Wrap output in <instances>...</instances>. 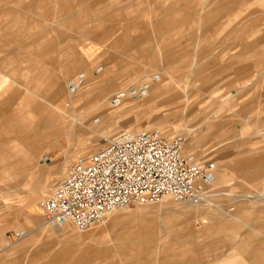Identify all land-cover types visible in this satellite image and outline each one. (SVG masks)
I'll list each match as a JSON object with an SVG mask.
<instances>
[{
	"label": "rangeland",
	"instance_id": "1",
	"mask_svg": "<svg viewBox=\"0 0 264 264\" xmlns=\"http://www.w3.org/2000/svg\"><path fill=\"white\" fill-rule=\"evenodd\" d=\"M21 1L23 7H28L29 0ZM173 4L179 6L170 13V20H176L175 23H157L163 17V8ZM221 6V0H65L48 3L49 19L40 20L45 29L41 31L33 25L21 39L34 44L32 50H36L39 42L48 44L44 56L48 75H56L66 84H79L75 92H70L71 97L78 99L82 95L79 90L84 81L99 86L107 79L116 81L121 87L134 83L137 88L140 79L147 74L157 76L162 89L153 98L136 100L129 97L124 108L120 105L112 111V118L100 121L96 118L91 132L77 136L69 146H54L52 152L60 158L70 159L69 166L78 158L96 152L103 137L159 129L164 137L180 136L183 151L208 160L210 154L207 152L214 145L208 144L207 117H212L211 107L215 111L221 102L231 97L220 84V75L216 72L219 61L224 58L216 55L218 51L224 54L225 50L234 47L233 44L246 48L251 42L258 51L264 47V5L260 0H248L246 6L229 3ZM4 10L17 12L13 18H7ZM19 12L22 7L18 0H0V24L20 19ZM212 13H217L216 17L206 22L204 17ZM38 20V17L32 18V22ZM51 21H57L59 25L53 26ZM233 36L240 41H231ZM258 37L262 40H257ZM83 46L95 49L89 57L92 63L89 64L85 57L81 59L84 65L91 66L90 70L83 78H78V71L64 79L65 70L61 65L78 58ZM12 50L18 52L12 66L16 71L13 74L7 65L2 66V71L18 80L0 83V102L15 90L19 91L15 96L17 100L18 96L19 99L32 97L33 94L24 89V81L19 75L34 73L33 69L41 64L38 60L26 63L19 58L23 53L16 50V46ZM208 56H211L212 84L209 75L206 82L203 76V60L207 62V72L209 70ZM5 57L0 54V60ZM258 60L264 63V56H258ZM263 67L264 64L260 70ZM94 71H107L106 79L101 82L103 77L95 76ZM258 77L244 91L254 93L255 106L258 108L260 104L264 111V70L259 71ZM235 102L236 99L231 100L225 109L215 113L216 116L233 117L238 108L236 104L232 105ZM248 116L253 115L247 112ZM248 123L251 125L246 129L247 136L240 135L235 126L230 125L232 131L216 141V145L221 146L217 151L233 145L257 149L258 145L264 144V121ZM224 124L229 125V122ZM14 137L7 135V148ZM250 154L263 153L253 151ZM48 156L51 157L43 155L42 159H48ZM214 160L215 179L207 189L211 203L176 201V207L172 205L168 209L159 206L160 201L133 204L111 212L85 231L71 225L67 232H54L42 214L45 224L36 228L31 214L24 210V197L37 187V178L40 177L39 184H44V178L48 181V169L39 172L36 164L33 171L22 168L17 174H0V197L10 198L8 207L0 201V221L8 219L12 230H18L16 226L24 223L20 229L25 232L22 238L10 242L6 256H0V264H60L59 260L52 262V258L68 240L78 247L77 255L72 259L77 264H264V256L238 254L245 244H256V250L264 251V161L242 170L235 159ZM45 192L43 197L47 198L51 191ZM171 210L192 212L174 224L171 219H164ZM17 211L21 213L16 214ZM136 219L138 222L148 220L150 227L155 226L153 231L137 240L134 248H115L121 242L133 243L122 237L129 231L125 226L137 222ZM95 227L101 230L97 235L92 234ZM25 243L22 249L20 246Z\"/></svg>",
	"mask_w": 264,
	"mask_h": 264
},
{
	"label": "crops",
	"instance_id": "2",
	"mask_svg": "<svg viewBox=\"0 0 264 264\" xmlns=\"http://www.w3.org/2000/svg\"><path fill=\"white\" fill-rule=\"evenodd\" d=\"M29 1L30 3L28 7H23V1L18 0V2H21L22 7V12H19L18 14V17L20 19L12 22L7 21L4 24H0V54L3 53L6 56L4 60H0V83H2L3 81H10L15 83V80H18V78L14 79L10 75L2 71V66L5 65H7L9 68L11 67V71L13 74L16 71V69L12 66L14 61L16 60L18 52H14L12 50L13 46H16V50H20V53H23V55L19 57L22 61L29 63L38 60V62H41V64L36 68L29 66V68H34V73L29 74L26 72L25 74L23 73L19 75L24 81L22 83L24 89L32 93V97L26 96L22 99H19L18 96L17 100L15 96L19 94V91L15 90L11 91L9 96L2 99V101L0 102V174H17L22 168L28 171H33L36 167V164L39 165V172L45 169L49 170L50 178H48V181H46L44 178V184H39L40 177L37 178V187L35 186V188L30 191V195L28 197H24L25 199L24 201H22V205L26 207V209L24 210L27 211V213L31 214L33 224L36 228H39L45 224V221H43L40 213V204L45 199L43 197V194L46 193L45 191H51L59 182V180L62 178L63 173L65 172L66 167L68 166L67 163L70 161V159L66 157L60 158V156L54 154L52 152V148L60 143L64 146H69V144L77 136L87 135L92 131L91 127L93 123L96 122V118H98L99 121L101 119L112 118V111L120 105H122L121 108H124L125 105L123 106V104L129 99V97L131 99L135 98L136 100L153 98L156 97V95L159 94L162 89L160 87V84L157 83V76H155L154 74H147L143 78H141L139 83L137 84V88L144 87L146 89L145 93L135 97L132 96V90L136 84L133 83V85L129 86H125L123 84L121 87L120 84H118L116 81H110L105 78L106 76L104 75L107 74V71H94L95 76L103 77L100 80L101 82L105 79L106 81L100 83L99 86H92L91 84H87V81H84L83 87L79 90L80 93L82 92V95H80L78 99L71 97L70 92H75V88L70 89V87H77L79 86V84H77V82L66 84L65 82L60 81V78L58 76L48 75L49 67L46 64L44 57L48 52L45 49L48 44L44 45L43 42H39L37 43L36 50H32L34 44L27 43L26 41H23L24 39H21V37L25 35L24 33L27 30L31 29L33 25H35L41 31L45 29L44 26H42L40 20L45 21L46 19H49V9L46 7L48 3H51L53 1L63 3L65 2V0ZM263 1L260 0V2H262V5H264ZM247 2L248 0H221V7H224L228 3L234 5L236 4L239 6H246ZM178 7V4H173L169 7L163 8L161 12L163 14V17L161 19H158L156 22L160 24H164V22L175 23L174 21L176 20H170V13L175 12L177 9H179ZM16 12L12 10H4L7 18L9 16L13 18ZM216 15L217 13L208 14L204 17V20L206 22L213 21ZM34 17L39 18L38 22H36L37 20L32 22V18ZM50 24L53 26L59 25L57 21H51ZM235 36H233L231 41L239 42L240 38H236ZM256 39L262 40L261 37H258ZM233 46V48L225 50L224 54H221L222 52L218 51V55H216L218 58H224V61H219V65L217 66L218 70L216 72L220 75V84L223 85V88L225 87L227 91H229L231 97H229L226 102H221L220 107L217 106L215 108V111L213 107H211L212 117H207L206 127L208 130V144L213 143L214 145L213 148H211L207 152V154H210L208 160H205V158L198 156L196 153H187L183 151V154L192 157L193 160H196L199 163L201 162L205 166H209L213 175L216 170V161L214 160V158L219 160L220 162H227L229 160L235 159V162L241 165L242 170H245V168L250 169V167L254 166L255 163H259L261 160L264 161V144L258 145L257 149H251L248 145H233L231 147L220 148L219 151H217V149L221 146L216 145V141H218V138L225 137L227 135V132L232 131L233 127L231 128L230 125L233 124L240 135L247 136L246 129L251 125L250 123L247 124L248 121H264V111H262L263 109H261V105L259 104L258 108L255 106L254 93H250L249 90H247L246 92L244 91L247 86H249L253 81L259 78V71L264 70V67L262 70H260V66L264 64L263 61L258 60V56H264V47L258 51L251 42L247 44L246 48H241V45L240 48H238V45L235 44H233ZM81 49L82 50L80 51L78 58L75 57L73 60H69L67 64L61 65L65 70L63 75L64 79H67L68 76L74 75L78 71H80L78 73V78H83V76L90 70L91 66L87 67L86 65H84L81 59L85 57L89 60V64L92 63V59H89V57H91L95 49H93L92 46H83ZM210 58L211 56H208V72L207 62L206 60H203V76L206 82L208 81L207 75H209L210 83L212 84L213 78H211L212 72L210 70ZM224 84L226 85L224 86ZM233 99H236V102L232 105H237V113L233 114V117H231L230 115H228V117L226 115L217 117L215 113L220 111L219 109H225L224 107L226 106V104L231 102V100ZM117 100H119V102H117ZM56 101L58 103H62L65 108H68H66L65 113L67 115V119L57 120L52 118L54 116L52 112L54 108H57L55 105L57 103ZM87 102L89 103L87 104ZM49 108L53 109L49 110ZM226 110L230 111V108L227 107ZM247 112H249L253 116L247 117ZM78 116L83 117V119H79ZM225 121L229 122V125H225ZM49 127L50 131H53L54 129H62L64 131H67L68 133H73H69L70 136H66L63 139L56 137L54 139L53 137L52 139L48 140L46 144L41 146L36 142V144L32 145L30 148L24 147L22 141L20 140L21 135H38L42 132H49ZM6 135L15 136L12 145H10L8 148L5 138ZM16 150L20 151V153ZM253 151L262 152L263 154H250ZM8 152H10L11 154H8ZM237 154L239 155L236 156ZM43 155H50L51 157L48 156V159L43 160ZM14 156L16 159L14 158ZM236 158L239 159V161H236ZM12 164L13 167L11 166ZM9 168H11V170ZM13 168L15 171L13 170ZM18 168L19 170H17ZM9 200L10 198L7 196L2 195L0 197L1 204L7 207L10 206L8 205L10 203ZM19 213L21 212H16V214ZM22 224L24 225V223ZM22 224L16 226L18 230H12L8 219L7 221H0V256H6L7 250L9 248L8 246H10V242L16 239L15 234L22 231L20 229V226H22ZM52 228L54 232H67L68 230H70V226L68 225L63 227L52 226ZM26 244L27 243L23 244L20 247H22L23 249V246ZM62 246L63 247L59 249L56 252V255L52 258V262H56L57 260H59L61 261L60 264H77L76 262H72V259L77 255L78 247L75 244H71L69 240Z\"/></svg>",
	"mask_w": 264,
	"mask_h": 264
},
{
	"label": "built area",
	"instance_id": "3",
	"mask_svg": "<svg viewBox=\"0 0 264 264\" xmlns=\"http://www.w3.org/2000/svg\"><path fill=\"white\" fill-rule=\"evenodd\" d=\"M145 91L133 88L132 96ZM183 145L180 136L164 137L159 129L103 137L96 152L69 163L40 213L54 227L70 223L85 231L111 211L137 203L169 196L201 203L215 176L209 166L183 154ZM24 234L17 232L16 239Z\"/></svg>",
	"mask_w": 264,
	"mask_h": 264
},
{
	"label": "bare ground",
	"instance_id": "4",
	"mask_svg": "<svg viewBox=\"0 0 264 264\" xmlns=\"http://www.w3.org/2000/svg\"><path fill=\"white\" fill-rule=\"evenodd\" d=\"M64 89V88H63ZM65 91V90H64ZM124 96V95H123ZM50 97V96H49ZM56 98V97H55ZM57 102V101H56ZM89 102H87V104H88ZM51 104V103H50ZM49 104V105H50ZM56 105V109L54 108V110H53V112H52V114L54 115L52 118L53 119H57V120H63V119H67V115L65 114L66 113V108L62 105V103H56L55 104ZM68 106V105H67ZM53 107V106H52ZM73 108V107H72ZM51 109H53V108H51ZM50 108H49V110H51ZM68 109V108H67ZM80 109V108H79ZM29 110V109H28ZM48 111V110H47ZM74 111V110H73ZM111 112V111H110ZM33 113V112H32ZM105 116V115H104ZM38 117V116H37ZM71 118V117H70ZM78 118L79 119H83V117H81V116H78ZM69 123V122H68ZM69 125V124H68ZM51 128H52V126H51ZM46 129H47V127H46ZM66 130V129H65ZM16 132V131H15ZM69 133H73V132H69ZM69 133L67 132V131H64V130H62V129H54L53 131H50V127H49V132H42V133H39L38 135L36 134V135H29V134H23V135H21V137H20V139L24 142V146L25 147H28V148H30L32 145H34V144H36V142L38 143V144H40V146L41 145H44V144H46L47 143V141L48 140H50V139H52L53 137H54V139H55V137L56 138H60V139H63L64 137H68V136H70L69 135ZM5 138H6V142H7V135L5 136ZM57 140V139H56ZM37 144V145H38ZM61 144V143H60ZM27 148V149H28ZM19 150V149H18ZM18 150H16L17 152H19L20 153V151H18ZM39 150V149H38ZM15 151V152H16ZM28 151V150H27ZM42 151V150H41ZM11 152V151H10ZM10 152H8V154H11ZM39 152V151H38ZM29 153V152H28ZM27 153V154H28ZM22 154V153H21ZM25 154V153H24ZM37 154V153H36ZM16 155H18V154H16ZM15 155V156H16ZM15 156H14V158H15ZM29 156V155H28ZM34 157H36V156H34ZM9 158V157H8ZM21 158V157H20ZM11 159H12V156H11ZM16 159V158H15ZM8 160V159H7ZM18 160V159H17ZM32 160V159H31ZM13 161V160H12ZM26 161V160H25ZM24 161V162H25ZM16 162V161H15ZM19 162H20V160H19ZM17 164V163H16ZM26 164V163H25ZM24 164V165H25ZM8 165V164H7ZM15 165V164H14ZM18 165V164H17ZM21 165H22V160H21ZM28 165H31V164H28ZM12 167H13V164L11 165ZM10 166V167H11ZM22 167V166H21ZM15 168V167H14ZM14 168H13V170H14ZM28 168V167H27ZM10 170H11V168H9ZM9 170V171H10ZM17 170H19V168L17 169ZM15 171V170H14ZM13 171V172H14ZM15 173V172H14ZM210 196H213L212 194L210 195ZM165 199H169V200H165ZM211 199H208V197L206 196V198L204 199V200H202V202H208V203H211ZM171 202H175L174 204H172ZM178 202V201H177ZM159 203V202H158ZM191 204H201V203H192V202H190ZM137 204H140V203H137ZM176 204H178V203H176V201H173V199L169 196V197H165V198H163L161 201H160V203H159V206H162V207H166V209H168V207L169 206H175L176 207ZM196 206V205H195ZM117 210V209H116ZM216 210V209H215ZM115 211V210H114ZM173 210H171V212H169V214H167V216L164 218L165 220H169V219H171V222L172 223H174V224H176V222L178 221V219H180L181 217H185L186 216V214H190L191 215V212L192 211H186V212H180V211H174V212H172ZM193 211H195V209L193 210ZM111 212H113V211H111ZM110 214V213H109ZM194 214V212L192 213V215ZM108 215V214H107ZM137 220V219H136ZM114 221V220H113ZM147 221V222H146ZM144 222V223H143ZM149 221L148 220H140L139 222H138V220H137V222L136 221H133V222H131L129 225H126L125 227L126 228H129L128 230V233L124 236V237H122V238H125V239H129L130 240V242H133V243H120L119 245H116L115 246V248H117V249H126L127 247H130V248H134L135 246H137V244H135L136 242H137V240H139L143 235H147V234H149L150 232H152L153 231V229H154V227L155 226H152V227H150V225H149V223H148ZM70 226L71 227V225L72 224H70V223H68V224H65V225H63V226ZM92 225V224H91ZM90 225V226H91ZM63 226H58V227H63ZM73 226V225H72ZM89 226V227H90ZM74 227V226H73ZM88 227V228H89ZM75 228V227H74ZM88 230V229H87ZM101 230L100 229H98V228H93V230H92V234H95V235H97L99 232H100ZM155 234V233H154ZM150 235V234H149ZM102 236V235H101ZM151 238H153V237H151ZM143 239V238H142ZM150 239V238H149ZM208 242V241H207ZM256 244H252V245H242L241 246V251H239V253L238 254H240V255H251L250 257H259V256H264V251H258V250H256V246H255ZM262 247V246H261ZM239 250H240V248H239ZM263 259V258H262ZM226 261V260H225Z\"/></svg>",
	"mask_w": 264,
	"mask_h": 264
}]
</instances>
